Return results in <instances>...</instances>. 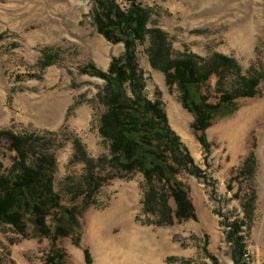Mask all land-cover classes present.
<instances>
[{"label":"rangeland","instance_id":"obj_1","mask_svg":"<svg viewBox=\"0 0 264 264\" xmlns=\"http://www.w3.org/2000/svg\"><path fill=\"white\" fill-rule=\"evenodd\" d=\"M115 2L124 10L131 5ZM136 2L150 14L147 29L167 36L174 57L220 53L263 79L256 98L243 100L232 117L208 129L206 151L177 87L169 89L164 73L152 68L148 35L136 51L145 93L155 100L160 92L171 129L200 171L179 176L196 220L166 225L161 215L146 212L142 174L116 179L86 213L81 248L63 240L71 264H86L85 249L92 264H264V0ZM95 7L90 0H0V133L47 142L57 160L55 189L66 205L68 188L85 174L75 143L90 158L109 155L99 133L105 81L87 72L92 66L107 72L124 53L122 43L98 32ZM14 156L1 138L0 174ZM48 251V240H24L11 227H0V264H44Z\"/></svg>","mask_w":264,"mask_h":264},{"label":"trees","instance_id":"obj_2","mask_svg":"<svg viewBox=\"0 0 264 264\" xmlns=\"http://www.w3.org/2000/svg\"><path fill=\"white\" fill-rule=\"evenodd\" d=\"M90 1L96 6L98 32L112 44L124 46L123 55L112 59L107 72L94 66L86 71L105 81L99 94L105 109L99 133L108 143L109 155L90 158L75 143L85 174L80 183L68 188L71 203L66 205L55 189L57 160L47 142L34 136L0 133V139H6L9 150L15 153L11 168L0 174V227H11L24 240H48L44 264H71L63 240L81 248L86 213L96 205L102 188L116 179L142 174L148 187L146 212L161 215L166 225L196 220L190 190L179 176L183 172L199 176L200 171L171 129L160 92L155 100L145 93L146 79L136 51L148 35L150 64L164 73L169 89L177 87L180 102L194 118V134L206 151L211 148L208 129L232 117L243 100L256 98L263 79L259 74H245L235 58L220 53L174 57L167 36L160 29H147L150 14L137 0H129L127 10L115 0ZM84 256L86 264H92L88 249Z\"/></svg>","mask_w":264,"mask_h":264},{"label":"bare ground","instance_id":"obj_3","mask_svg":"<svg viewBox=\"0 0 264 264\" xmlns=\"http://www.w3.org/2000/svg\"><path fill=\"white\" fill-rule=\"evenodd\" d=\"M244 124H245V123H244ZM238 129L240 130V129H243V128H242V127H239Z\"/></svg>","mask_w":264,"mask_h":264}]
</instances>
